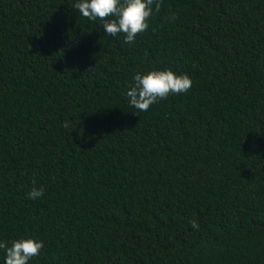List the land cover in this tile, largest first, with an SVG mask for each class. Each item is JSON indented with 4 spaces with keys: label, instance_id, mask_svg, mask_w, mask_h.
<instances>
[{
    "label": "trees",
    "instance_id": "1",
    "mask_svg": "<svg viewBox=\"0 0 264 264\" xmlns=\"http://www.w3.org/2000/svg\"><path fill=\"white\" fill-rule=\"evenodd\" d=\"M0 264H264V0H0Z\"/></svg>",
    "mask_w": 264,
    "mask_h": 264
}]
</instances>
